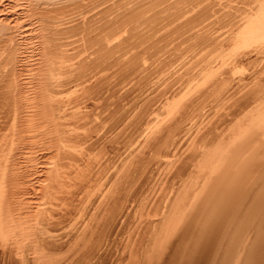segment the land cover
<instances>
[{"label": "bare ground", "instance_id": "6f19581e", "mask_svg": "<svg viewBox=\"0 0 264 264\" xmlns=\"http://www.w3.org/2000/svg\"><path fill=\"white\" fill-rule=\"evenodd\" d=\"M0 264H264V0H0Z\"/></svg>", "mask_w": 264, "mask_h": 264}]
</instances>
